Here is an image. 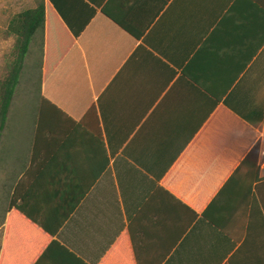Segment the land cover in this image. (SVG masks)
<instances>
[{
  "label": "crops",
  "instance_id": "0c3cea01",
  "mask_svg": "<svg viewBox=\"0 0 264 264\" xmlns=\"http://www.w3.org/2000/svg\"><path fill=\"white\" fill-rule=\"evenodd\" d=\"M42 2L74 43L12 101L0 264H264V0Z\"/></svg>",
  "mask_w": 264,
  "mask_h": 264
},
{
  "label": "trees",
  "instance_id": "16d2710c",
  "mask_svg": "<svg viewBox=\"0 0 264 264\" xmlns=\"http://www.w3.org/2000/svg\"><path fill=\"white\" fill-rule=\"evenodd\" d=\"M9 33L15 36L16 43L14 59L7 64L6 75L0 79V139L8 120L15 93L21 84L27 59L30 56H37L39 59L30 70L31 76L32 73L34 74V70L39 68L40 58L43 56L46 72L42 81L38 83L40 86L50 76L74 43L73 38L67 35L65 27L55 11L49 4L44 2L12 19ZM32 82L36 84L35 80ZM46 106H50L61 113L47 100H43L40 104L39 116H42L43 108ZM12 208L11 206L10 209Z\"/></svg>",
  "mask_w": 264,
  "mask_h": 264
},
{
  "label": "rangeland",
  "instance_id": "374dc122",
  "mask_svg": "<svg viewBox=\"0 0 264 264\" xmlns=\"http://www.w3.org/2000/svg\"><path fill=\"white\" fill-rule=\"evenodd\" d=\"M35 6V0H0V79L4 78L6 75L7 64L14 59L16 38L14 35L9 33L10 23L14 16L16 17L19 13ZM40 59H42V56ZM38 61L39 59L37 56H30L29 59H27L26 69L22 75L21 84L18 88L16 95L17 99L15 102H19L23 96L28 94L29 90H33L31 88V85H33L32 81H34L37 77H40L41 70H34L35 72L34 74L32 73L31 76L30 70ZM38 82L39 78L36 81V84H38ZM35 86L36 85H34V87Z\"/></svg>",
  "mask_w": 264,
  "mask_h": 264
},
{
  "label": "built area",
  "instance_id": "2783aa9c",
  "mask_svg": "<svg viewBox=\"0 0 264 264\" xmlns=\"http://www.w3.org/2000/svg\"><path fill=\"white\" fill-rule=\"evenodd\" d=\"M262 157L264 158V136H263V150H262Z\"/></svg>",
  "mask_w": 264,
  "mask_h": 264
}]
</instances>
